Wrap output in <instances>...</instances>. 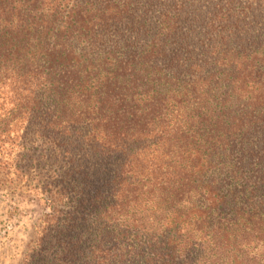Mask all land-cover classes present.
<instances>
[{
  "label": "trees",
  "instance_id": "1",
  "mask_svg": "<svg viewBox=\"0 0 264 264\" xmlns=\"http://www.w3.org/2000/svg\"><path fill=\"white\" fill-rule=\"evenodd\" d=\"M27 134L60 166L21 264H264V0H0Z\"/></svg>",
  "mask_w": 264,
  "mask_h": 264
},
{
  "label": "rangeland",
  "instance_id": "2",
  "mask_svg": "<svg viewBox=\"0 0 264 264\" xmlns=\"http://www.w3.org/2000/svg\"><path fill=\"white\" fill-rule=\"evenodd\" d=\"M18 134L22 136L23 132ZM48 144L41 145L35 136L27 134L26 141L20 138L0 149V264H21L27 254L41 246L39 240L45 213L41 200L42 182L45 176L55 174L59 163L53 161V149L46 150L49 146L53 148ZM41 147L44 157L37 159ZM34 148H38L34 153L37 165L33 169L17 170L30 165L20 154Z\"/></svg>",
  "mask_w": 264,
  "mask_h": 264
}]
</instances>
